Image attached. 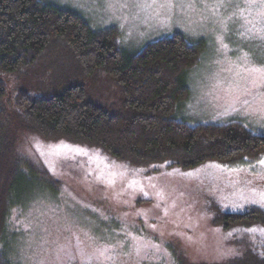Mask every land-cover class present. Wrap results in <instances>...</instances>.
Returning <instances> with one entry per match:
<instances>
[{"label":"rangeland","instance_id":"obj_1","mask_svg":"<svg viewBox=\"0 0 264 264\" xmlns=\"http://www.w3.org/2000/svg\"><path fill=\"white\" fill-rule=\"evenodd\" d=\"M42 1L80 13L95 32L116 25L123 61L148 42L182 32L203 49L179 78L190 93L175 115L192 125L235 122L264 136V76L246 71L264 67V40L244 38L246 28L264 26L259 7L251 16L244 7L252 0ZM97 85L103 103L122 99L117 86L103 79ZM17 133L27 170L4 232L15 264H178L179 256L222 261L246 230L218 223L211 198L231 211L264 206V151L231 164L141 169L97 147L49 140L25 127ZM258 233L264 238V227Z\"/></svg>","mask_w":264,"mask_h":264},{"label":"trees","instance_id":"obj_2","mask_svg":"<svg viewBox=\"0 0 264 264\" xmlns=\"http://www.w3.org/2000/svg\"><path fill=\"white\" fill-rule=\"evenodd\" d=\"M118 36L116 25L95 32L80 13L42 0H0V264H15L4 232L27 170L18 126L49 140L100 148L141 169L166 162L183 169L209 160L231 164L264 151V136L242 124L192 125L175 115L190 93L179 78L199 62L200 43L175 32L123 61ZM102 79L118 87L119 102L103 103L96 95ZM210 201L215 220L246 230L245 237L235 239V252L222 261L179 256L177 263L264 264V238L253 231L264 227V206L231 211Z\"/></svg>","mask_w":264,"mask_h":264},{"label":"snow or ice","instance_id":"obj_3","mask_svg":"<svg viewBox=\"0 0 264 264\" xmlns=\"http://www.w3.org/2000/svg\"><path fill=\"white\" fill-rule=\"evenodd\" d=\"M244 7H245L246 10H248V15L249 16L252 15V11H251L252 9L259 7L261 10L258 11L256 13V15L260 18L259 22L262 25H264V0H260V4L259 5H257L254 2V0H252V2L246 4ZM236 14L237 15H241V17L244 18L241 13L238 12ZM246 23L247 24H251V21L250 20H246ZM245 33H246L244 35L245 39H249V38H252L254 36L256 38L264 40V26H261V27L257 28L255 32L252 31V28H246L245 29ZM248 34H251V35H248ZM224 47H226V46H224ZM246 71H249L250 73H258L259 75L264 76V67L251 66L248 69H246ZM260 163H261L262 166H264V161H260ZM260 199L262 201H264V192H262L260 194ZM253 231H258V230H253ZM104 251H107V249H105ZM104 251L101 252V255H104ZM105 259L110 260L111 257H105Z\"/></svg>","mask_w":264,"mask_h":264}]
</instances>
